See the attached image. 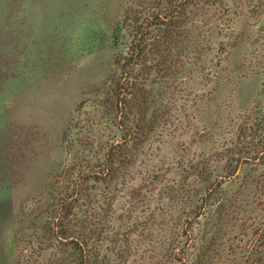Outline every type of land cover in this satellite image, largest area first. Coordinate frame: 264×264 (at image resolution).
I'll return each mask as SVG.
<instances>
[{"label": "rangeland", "instance_id": "obj_1", "mask_svg": "<svg viewBox=\"0 0 264 264\" xmlns=\"http://www.w3.org/2000/svg\"><path fill=\"white\" fill-rule=\"evenodd\" d=\"M262 159L264 0H0V264H264Z\"/></svg>", "mask_w": 264, "mask_h": 264}, {"label": "trees", "instance_id": "obj_2", "mask_svg": "<svg viewBox=\"0 0 264 264\" xmlns=\"http://www.w3.org/2000/svg\"><path fill=\"white\" fill-rule=\"evenodd\" d=\"M245 160H248V159H245ZM263 163H264V159L261 160L260 164H263ZM67 204L68 203L63 204V206H61V208L63 210V215H62V219H61L62 224L60 225V229H59L60 232L57 235V237H61V238L66 239L64 244L66 246L74 249L75 251H77L79 253V258L77 259V261L73 262L71 264H94L93 263V257L91 256L89 250H87V248H86V246L88 244L87 240L72 238L73 237V235H71L72 222H71V219L66 216V213L68 211L67 210ZM65 220H67V221H65ZM66 264H69V263H66Z\"/></svg>", "mask_w": 264, "mask_h": 264}]
</instances>
